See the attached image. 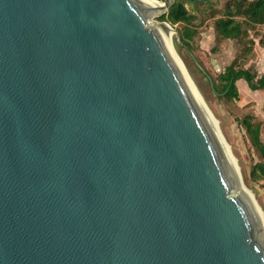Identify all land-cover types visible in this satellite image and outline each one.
<instances>
[{"label":"water","instance_id":"obj_1","mask_svg":"<svg viewBox=\"0 0 264 264\" xmlns=\"http://www.w3.org/2000/svg\"><path fill=\"white\" fill-rule=\"evenodd\" d=\"M164 1L0 0V264H264Z\"/></svg>","mask_w":264,"mask_h":264},{"label":"rangeland","instance_id":"obj_2","mask_svg":"<svg viewBox=\"0 0 264 264\" xmlns=\"http://www.w3.org/2000/svg\"><path fill=\"white\" fill-rule=\"evenodd\" d=\"M226 2L233 4L234 1L210 0L209 4L187 2L186 6L195 18L190 23L181 22L173 27L178 31L179 40L174 32L171 42L202 93L234 161L236 159L241 182L253 195L264 219V177L253 174L256 165L263 162V157L246 126V120L259 123L260 137L264 142V89L252 90L244 79H240L236 82L239 98L232 99L222 92L219 81L220 73L233 62L238 67L252 69L258 77L264 74V43L260 42L264 38V24L250 30L249 38L255 42L253 51L249 50L247 41L217 40L215 21L224 12ZM157 20L162 21L160 17ZM187 27L191 29V37L184 38L188 44L181 39Z\"/></svg>","mask_w":264,"mask_h":264},{"label":"trees","instance_id":"obj_3","mask_svg":"<svg viewBox=\"0 0 264 264\" xmlns=\"http://www.w3.org/2000/svg\"><path fill=\"white\" fill-rule=\"evenodd\" d=\"M190 1L205 4L210 2V0H175L167 12L160 17V20L169 22L173 27H176L181 22L190 23L195 18L194 14L186 6V3ZM233 1V4L232 2H226L224 12H222L220 17L216 18V38L217 40L247 41L250 44L249 50L253 51L255 42L249 38V33L250 30H256L259 25L264 24V0ZM189 37H191V29L187 27L181 39L188 44L184 38ZM260 42L264 43V38ZM240 79H244L252 90L264 89V74L258 77L257 72L252 71L250 68L238 67L236 62H233L219 75L222 92H226L227 96L232 99H238L239 91L236 82ZM246 126L254 145L259 149L263 157V162L256 165L253 174L258 177H264V142L260 137L261 125L246 120Z\"/></svg>","mask_w":264,"mask_h":264},{"label":"bare ground","instance_id":"obj_4","mask_svg":"<svg viewBox=\"0 0 264 264\" xmlns=\"http://www.w3.org/2000/svg\"><path fill=\"white\" fill-rule=\"evenodd\" d=\"M143 2H145V3L149 4V5H153L155 7H159V8H161V7H163L165 5V1L163 2V1H158V0H143ZM153 23L158 28L163 41L165 42V44H166L167 48L169 49L171 55L173 56L174 60L176 61L177 65H178V67L180 68L181 72L183 73L187 83L189 84L194 96L196 97V99H197L201 109L203 110L205 116L207 117L210 125L214 128V130L219 135L221 144H222V146H223V148L225 150V153H226V155H227V157H228V159H229V161H230L235 173L238 175V179H239L242 187L244 188L246 194H248L252 198L253 195L251 194V192L241 182V179L239 177V173H238V170H237V166L235 164L236 159L234 161L233 155H232V153H231L226 141L224 140V138L222 137L221 133L219 132V130L217 128V122L214 119V117L212 116V114L210 112V109L208 108L207 103H206L202 93L198 89L197 85L194 83V80L190 76L187 68L185 67L183 62L179 59V57L177 56V54L174 51V48H173V45H172V42H171V38H172V35L174 34V31L171 30V28L168 27V26L162 27L160 22H158L156 20H154Z\"/></svg>","mask_w":264,"mask_h":264}]
</instances>
